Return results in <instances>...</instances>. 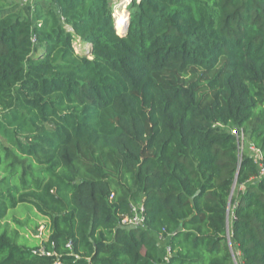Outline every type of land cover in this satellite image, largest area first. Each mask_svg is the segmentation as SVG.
I'll return each instance as SVG.
<instances>
[{
	"label": "trees",
	"instance_id": "16d2710c",
	"mask_svg": "<svg viewBox=\"0 0 264 264\" xmlns=\"http://www.w3.org/2000/svg\"><path fill=\"white\" fill-rule=\"evenodd\" d=\"M115 1L0 0V264H264V0Z\"/></svg>",
	"mask_w": 264,
	"mask_h": 264
},
{
	"label": "rangeland",
	"instance_id": "374dc122",
	"mask_svg": "<svg viewBox=\"0 0 264 264\" xmlns=\"http://www.w3.org/2000/svg\"><path fill=\"white\" fill-rule=\"evenodd\" d=\"M34 1L35 0H16V10L20 11L28 18H32ZM121 2V0L115 1L113 6V17L115 24L117 22L116 10L117 8H120L119 4ZM128 6L129 3L123 6V10L121 9L125 14V19H120L124 26L127 25L126 22H128L129 18L131 17V12ZM74 45L77 52L80 53H88L91 49L90 44L81 42L80 40L76 41ZM255 153L257 156H261L257 151H255ZM135 202L138 201L136 200ZM48 225L49 220L41 215L32 205L21 203L16 208L11 209L5 218L0 219V233L7 232L11 237V240L22 247H40V249L43 250V244L49 235Z\"/></svg>",
	"mask_w": 264,
	"mask_h": 264
},
{
	"label": "built area",
	"instance_id": "2783aa9c",
	"mask_svg": "<svg viewBox=\"0 0 264 264\" xmlns=\"http://www.w3.org/2000/svg\"><path fill=\"white\" fill-rule=\"evenodd\" d=\"M128 1L130 3L132 0H128ZM137 1H140V0H137ZM234 132L238 136V140L240 142H243V133L242 132L240 133L238 130H235ZM253 149L255 148L253 147ZM258 165H259V170H260V176H264V159H262V156H258ZM130 207H131L132 214L129 216H126L122 220V222L124 224L133 225L136 227H146V219L144 215L145 213L144 199H141L139 202L132 201L130 204ZM159 238L163 239L161 235L159 236ZM166 259H168V256L166 257Z\"/></svg>",
	"mask_w": 264,
	"mask_h": 264
},
{
	"label": "bare ground",
	"instance_id": "6f19581e",
	"mask_svg": "<svg viewBox=\"0 0 264 264\" xmlns=\"http://www.w3.org/2000/svg\"><path fill=\"white\" fill-rule=\"evenodd\" d=\"M127 3H129V1L128 0H123L120 4H119V7L120 8H117V18L120 20V19H125V14L122 12V10H123V6L124 5H126ZM122 9V10H121ZM115 14V13H114ZM127 24H128V22H127ZM119 31H121V32H125L126 31V29L125 30H119Z\"/></svg>",
	"mask_w": 264,
	"mask_h": 264
},
{
	"label": "crops",
	"instance_id": "0c3cea01",
	"mask_svg": "<svg viewBox=\"0 0 264 264\" xmlns=\"http://www.w3.org/2000/svg\"><path fill=\"white\" fill-rule=\"evenodd\" d=\"M160 239V238H159ZM160 240H162V242L163 243H165L166 242V240L163 238V239H160ZM166 245V244H165ZM167 253H168V255L170 254V252H169V247L167 246Z\"/></svg>",
	"mask_w": 264,
	"mask_h": 264
},
{
	"label": "water",
	"instance_id": "95a60500",
	"mask_svg": "<svg viewBox=\"0 0 264 264\" xmlns=\"http://www.w3.org/2000/svg\"><path fill=\"white\" fill-rule=\"evenodd\" d=\"M117 27V26H116ZM118 28V27H117ZM125 28L127 29L128 28V25L125 26Z\"/></svg>",
	"mask_w": 264,
	"mask_h": 264
}]
</instances>
